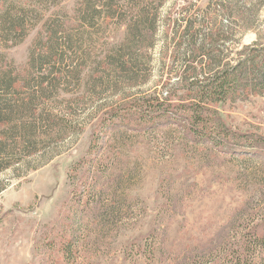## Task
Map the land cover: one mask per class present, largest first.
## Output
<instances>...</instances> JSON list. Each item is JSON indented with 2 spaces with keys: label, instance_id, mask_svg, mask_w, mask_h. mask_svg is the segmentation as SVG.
Instances as JSON below:
<instances>
[{
  "label": "rangeland",
  "instance_id": "obj_1",
  "mask_svg": "<svg viewBox=\"0 0 264 264\" xmlns=\"http://www.w3.org/2000/svg\"><path fill=\"white\" fill-rule=\"evenodd\" d=\"M77 1L38 9L43 18L23 40L13 33L0 35L6 61L26 70L37 40L39 46L47 37L46 20L73 15ZM158 1L162 18L171 8L180 16L202 13L208 6L206 0ZM245 1L248 21L237 35L238 49L264 43V0ZM35 4L0 0V17L7 12L16 19L21 9L33 11ZM103 22L108 24L101 29L83 31L84 47L94 59L83 81L54 91L50 101L76 113L81 130L64 139L60 153L38 168L0 173V264L230 263L243 250L245 236L264 229V148L230 152L195 146L173 124L147 131L135 124L112 128L109 120L102 126L104 111L121 98L164 96L169 86L162 81L171 63L164 66L160 58V37L153 53L134 61L131 81L92 94L87 79L97 69L95 59L107 51V43L125 34L116 20ZM79 96L78 105L67 103ZM220 113L233 130L264 134V94L228 102ZM64 241L74 243V260L65 258ZM251 250L252 264H264V250Z\"/></svg>",
  "mask_w": 264,
  "mask_h": 264
},
{
  "label": "trees",
  "instance_id": "obj_2",
  "mask_svg": "<svg viewBox=\"0 0 264 264\" xmlns=\"http://www.w3.org/2000/svg\"><path fill=\"white\" fill-rule=\"evenodd\" d=\"M60 1L35 0V9H21L16 19L4 12L0 35L13 33L23 40L43 18L38 9ZM206 1L202 13L175 16L171 8L162 18L158 0H78L73 15L46 20L47 37L39 46L37 40L26 70L19 71L0 53V173L38 168L60 153L64 139L81 130L76 113L59 110L50 101L54 91L83 81L86 65L94 62L84 47L83 31L101 29L108 24L102 23L106 19L116 20L125 34L95 57L97 69L87 79L92 94L131 81L134 61L153 53L160 37V58L164 66L171 63L162 81V86H169L164 96L153 92L121 98L104 111L102 126L109 120L112 128L135 124L147 131L173 124L170 127L177 125L183 138L195 146L230 152L264 148V134L233 130L220 113L228 102L264 94V43L238 49L237 35L248 21L243 15L245 0ZM57 65L61 68L53 71ZM82 97L69 98L67 103L78 105ZM256 230L245 236L243 250L228 264H252V246L264 250V229ZM73 244H62L68 261L74 260Z\"/></svg>",
  "mask_w": 264,
  "mask_h": 264
}]
</instances>
